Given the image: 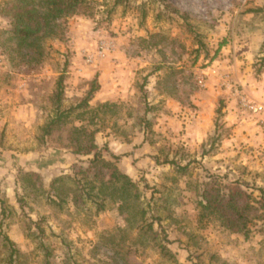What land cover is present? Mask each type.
Listing matches in <instances>:
<instances>
[{"label": "rangeland", "instance_id": "374dc122", "mask_svg": "<svg viewBox=\"0 0 264 264\" xmlns=\"http://www.w3.org/2000/svg\"><path fill=\"white\" fill-rule=\"evenodd\" d=\"M7 27L0 16V264H264V203L245 236L197 206L211 176L264 199V113L241 101L264 108V0H84L33 51Z\"/></svg>", "mask_w": 264, "mask_h": 264}, {"label": "trees", "instance_id": "16d2710c", "mask_svg": "<svg viewBox=\"0 0 264 264\" xmlns=\"http://www.w3.org/2000/svg\"><path fill=\"white\" fill-rule=\"evenodd\" d=\"M83 4L84 0H6L0 6V16L8 19V27L1 34L6 37L7 42L14 43L18 49L33 51L39 47L44 39L54 34L53 30L58 21L77 14ZM161 4L165 5L164 2ZM170 12L182 19L186 23L187 31L194 39L197 38V34L187 23V16L184 13H180L173 7H170ZM223 44L224 42L218 44L214 55ZM60 89L61 78L59 77L56 81V101L59 99ZM94 91L95 88L91 87L81 103H86ZM107 106L108 104L102 103L97 108H106ZM220 107L219 105L215 110L217 118L220 115ZM48 125L43 127V134L49 133ZM215 126L216 122L214 123ZM93 148V144H89L87 147L78 149L74 154L81 152L83 155H89ZM96 163H100L101 169H104L107 175L105 189L110 183H120L116 191L123 195L126 193V188L132 186L129 179L118 172L112 163L98 159L97 154L93 152L88 164L93 166ZM177 169L183 170V168ZM215 179L214 176H211L209 181L204 183V189L201 191L199 201H197L200 217L211 218L222 229L245 236L250 218H257V205L264 203L263 194L258 191V198H253L250 193L243 191L236 182H230L220 187L215 183ZM8 244L10 245V242Z\"/></svg>", "mask_w": 264, "mask_h": 264}, {"label": "built area", "instance_id": "2783aa9c", "mask_svg": "<svg viewBox=\"0 0 264 264\" xmlns=\"http://www.w3.org/2000/svg\"><path fill=\"white\" fill-rule=\"evenodd\" d=\"M111 49V47H109L108 45L104 44V43H99V47H98V51L96 53V58H103L106 53ZM93 57H86V62H90L91 59ZM241 101L243 102V105L252 113L255 114H263L264 113V108L259 105V104H255L253 102L250 101H246L244 99H241Z\"/></svg>", "mask_w": 264, "mask_h": 264}]
</instances>
